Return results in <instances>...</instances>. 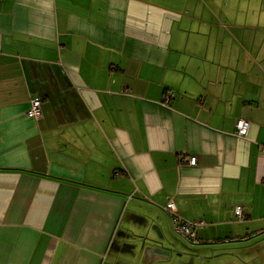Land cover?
I'll return each mask as SVG.
<instances>
[{"label": "crops", "instance_id": "1", "mask_svg": "<svg viewBox=\"0 0 264 264\" xmlns=\"http://www.w3.org/2000/svg\"><path fill=\"white\" fill-rule=\"evenodd\" d=\"M170 199L264 233V0H0V264H182Z\"/></svg>", "mask_w": 264, "mask_h": 264}, {"label": "rangeland", "instance_id": "2", "mask_svg": "<svg viewBox=\"0 0 264 264\" xmlns=\"http://www.w3.org/2000/svg\"><path fill=\"white\" fill-rule=\"evenodd\" d=\"M186 241L193 246L189 245L188 260L179 261L182 264H264V233L247 241L210 242L203 248Z\"/></svg>", "mask_w": 264, "mask_h": 264}, {"label": "built area", "instance_id": "3", "mask_svg": "<svg viewBox=\"0 0 264 264\" xmlns=\"http://www.w3.org/2000/svg\"><path fill=\"white\" fill-rule=\"evenodd\" d=\"M27 117L29 118H40L42 116V100L40 98H35L31 102V108L26 113ZM236 128V135L240 138L247 137L251 124L249 121L245 119H238L235 125ZM196 158L189 159V163L192 166L196 165ZM166 209L170 212L174 227L175 229L186 239H188L190 242H192L195 245L201 244V240L199 239L197 235V231L200 227H203L205 225L204 221H195V222H187L178 214L176 205L172 199H170L166 205ZM236 217L239 220L244 219V211L242 207H237L235 209ZM236 240V239H234ZM232 240V241H234Z\"/></svg>", "mask_w": 264, "mask_h": 264}]
</instances>
